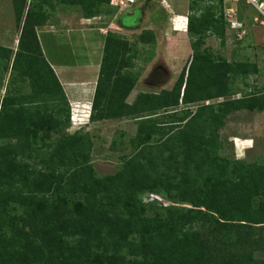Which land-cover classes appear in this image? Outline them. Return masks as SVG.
I'll return each instance as SVG.
<instances>
[{
    "label": "trees",
    "instance_id": "trees-1",
    "mask_svg": "<svg viewBox=\"0 0 264 264\" xmlns=\"http://www.w3.org/2000/svg\"><path fill=\"white\" fill-rule=\"evenodd\" d=\"M53 1L11 0L18 46H0L11 68L0 94V264H264V164L220 155L229 116L264 113V91L233 86L259 67L206 46L209 37L225 44L223 0H189V63L170 91L139 93L132 104L143 69L122 35H106L90 122L137 126L108 176L94 169L91 135L67 132L70 106L36 32ZM55 1L95 17L94 0ZM140 37L155 43L150 30ZM153 191L189 208L146 207Z\"/></svg>",
    "mask_w": 264,
    "mask_h": 264
},
{
    "label": "rangeland",
    "instance_id": "rangeland-1",
    "mask_svg": "<svg viewBox=\"0 0 264 264\" xmlns=\"http://www.w3.org/2000/svg\"><path fill=\"white\" fill-rule=\"evenodd\" d=\"M140 2L141 4L139 3L136 7L139 10L138 16L135 15L137 17L124 16L122 19L123 22L135 26V29L125 32L123 37L129 42L131 51L136 55V64L143 69L135 91L140 89L149 93L170 91L192 55L190 39L186 32L189 0H142ZM234 8L236 15L242 19L250 15L252 19L256 17L259 21L246 25V34L243 39L239 40L237 31L229 26L226 30L224 45H221V42L215 37H209L206 40V46L228 60H232L235 55L237 60L255 63L259 67L260 73L249 76L246 80L237 79L233 86L245 93L262 92L264 91V26L261 24L264 23V17L255 8L246 4L245 0H239ZM3 10L6 17L3 26H0V38L5 41L9 39L8 41H11L12 44L11 39L18 36L20 28L16 25L14 18L10 21V17L7 16L10 13V6H4ZM232 18L234 19L233 16ZM261 21L263 22L261 23ZM144 30L152 31L155 39L154 44L149 43L148 39L143 40L140 37ZM57 35L56 38L41 37L46 60L50 62L56 59L62 62H72V53L74 52L78 64L82 67L88 66L82 58L91 54H89L90 51L86 54L83 53L81 37H78L76 44L71 38L68 40L65 36ZM84 35L92 36V33ZM76 36L78 35L73 34L72 38H76ZM145 41L147 44H144ZM82 44L86 45L84 41ZM88 46H91L88 47V50L92 49L91 44ZM10 74V64L3 66L0 62L1 95H4L6 91ZM239 97H241L240 94L232 96L231 99ZM224 100V98H220L206 101L204 104H218ZM188 107L192 112L197 108L196 105ZM182 109L183 107L180 106L177 112ZM164 113L159 112L160 115H165ZM133 121L128 122L122 132L118 128L107 129L106 137L101 141L93 142L92 159L97 175H113L119 169V158L123 153H129V141L136 135L137 126H134L136 123ZM118 133H122V136L119 137ZM218 133L223 144L220 151L221 156L242 160L247 164H264V113L249 111L234 113L229 116L225 126ZM122 143L125 151H121ZM147 195H149V200L146 199ZM142 202L151 209L159 205L189 208V205L174 203L162 191L146 193L142 196Z\"/></svg>",
    "mask_w": 264,
    "mask_h": 264
},
{
    "label": "crops",
    "instance_id": "crops-1",
    "mask_svg": "<svg viewBox=\"0 0 264 264\" xmlns=\"http://www.w3.org/2000/svg\"><path fill=\"white\" fill-rule=\"evenodd\" d=\"M140 1L142 0H94V6L89 11L95 17L91 19L83 18V12L79 5L61 4L54 0L52 6L47 8L48 13L51 15L50 21L45 26L36 29L41 49L42 36L56 38L57 34H59L60 37L65 36L68 40L71 38L76 44L80 36L83 53L86 54L90 51L89 54H91L88 57L85 55L82 58L83 62L88 64V66L84 67L78 64V59L74 55V52L72 53V62H62L56 59L50 62L47 61L61 84L70 106L71 117L70 127L67 130L68 134L72 135L78 131L89 133L93 143L95 140L101 141L106 137L107 129L118 128L122 132L125 130L126 124L132 121L128 118H117L90 122V113L106 35L111 32L124 36L125 32L135 29L134 25L125 23L122 19L124 16H138L139 10L136 7L139 3L141 4ZM4 6H10V16L7 14L10 17V21L14 18L11 0H0V26H3L4 18L6 17L3 10ZM256 19V17L252 19L249 15V17H245L243 20L247 25H251ZM261 26H264V24L262 23ZM20 30L18 36L11 39L13 41L12 44L11 41H8L9 39L5 41V39L0 38V46L15 51V48L18 46ZM83 33H92V36L84 35ZM73 34L78 36L72 38ZM83 41L86 45L82 44ZM88 44L92 45V49L88 50V47H91ZM136 85L138 86V83ZM137 86H135L126 99L127 104H132L139 93H149L141 89L135 91ZM155 94H158V92H155ZM118 135L120 137L122 133H118Z\"/></svg>",
    "mask_w": 264,
    "mask_h": 264
},
{
    "label": "built area",
    "instance_id": "built-area-1",
    "mask_svg": "<svg viewBox=\"0 0 264 264\" xmlns=\"http://www.w3.org/2000/svg\"><path fill=\"white\" fill-rule=\"evenodd\" d=\"M238 2L239 0H223L224 5H226V18L231 28H233L234 31H237V38L240 40L243 39V37L245 36L246 28H244L243 24L237 19L234 5ZM245 2L246 4L255 8L264 17V0H245ZM232 16L234 17V19L232 18ZM257 21L258 20L256 19L255 22ZM262 22L263 21H261V23ZM146 199L149 200V195L146 196Z\"/></svg>",
    "mask_w": 264,
    "mask_h": 264
}]
</instances>
